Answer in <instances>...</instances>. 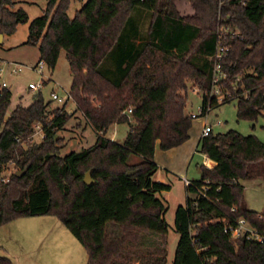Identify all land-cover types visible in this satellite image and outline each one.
<instances>
[{"label":"trees","instance_id":"1","mask_svg":"<svg viewBox=\"0 0 264 264\" xmlns=\"http://www.w3.org/2000/svg\"><path fill=\"white\" fill-rule=\"evenodd\" d=\"M86 0L69 17V0H46L28 24L25 43L38 44L53 67L61 48L72 73L70 97L96 132L92 144L59 152L57 131L71 112L51 106L40 90L11 110V90L0 85V225L21 216L51 214L79 240L86 264H167L165 244L169 184L152 178L155 141L166 149L189 136L188 90L201 94L199 115L214 88L237 98L238 118L264 116V0ZM14 0H0V32L28 21ZM228 25L230 48L221 61L225 77L213 80L214 45ZM138 118L122 142L105 136L114 123ZM42 132L33 142L36 124ZM197 149L214 161L199 163V178L186 184V200L174 211L178 233L171 264H264V240L232 237L225 224L239 216L264 229V208H249L240 181L264 170V140L229 128L201 136ZM15 169L3 180L8 163ZM27 167L17 176L16 170ZM91 170L95 180L85 184ZM129 171V172H128ZM234 206V209L232 207ZM0 264H14L0 244Z\"/></svg>","mask_w":264,"mask_h":264},{"label":"rangeland","instance_id":"2","mask_svg":"<svg viewBox=\"0 0 264 264\" xmlns=\"http://www.w3.org/2000/svg\"><path fill=\"white\" fill-rule=\"evenodd\" d=\"M86 0H69L66 12L69 17H73L76 9L80 8ZM176 6L181 14L192 12V7L188 0H176ZM23 8L28 14V21L19 23L14 32L5 33V37L0 41V61L13 60L23 63L25 66L18 72H10L6 70L1 79H3L11 90L10 106L16 103L29 104L37 91L28 88V82L37 81L41 75L33 68L34 63L38 60V44L25 43L28 35V24L34 17L42 14L46 7V0H14L10 5L12 10ZM2 33V32H1ZM2 38V37H1ZM44 84L40 89L44 100L51 99V106L62 105L67 111L71 112L69 119L62 128L57 131L59 140V152L65 154L71 150H79L92 144L96 137L93 127L87 122L82 113L76 109L74 100L69 97L63 100L51 98V91L55 90L59 95H64L69 90L72 73L66 58L64 48L60 49L57 61L51 68L47 64L43 69ZM219 92L216 91L215 99L211 103L218 102ZM237 98L228 101L218 102L210 106L205 114L199 115L201 94L197 88L189 89L187 95L186 109L189 112L197 113L196 117H192L191 126L196 129L199 127V121H207L212 124V133L222 132L229 128L236 129L241 133H254L260 139L264 140V116L259 114L256 119L238 118L236 114ZM219 119L220 123L215 121ZM201 126V127H202ZM130 128L127 121L111 124L105 136L122 142ZM42 137L39 126H35L32 135V141L38 142ZM205 156L198 150L195 154L191 167L196 162L204 163ZM205 164V163H204ZM16 167L13 163H8L4 173L8 175ZM258 178L260 180H257ZM255 178L241 179L245 185L244 198L249 206L253 209L264 208V190L259 187L264 185V170ZM259 185V186H258ZM167 210L165 218L168 222V239L165 244L167 264H171L178 233L174 229V211L173 203L169 206L167 202ZM45 221L41 223L43 228H39L35 237L43 238L44 243H33L30 235L23 231H16L10 234L6 229L9 225L19 223V219H13L5 226H0V243L6 247L4 251L9 255L14 263L21 264H86L87 253L72 234V232L62 223L55 215H42ZM3 247V248H5ZM4 250V249H3ZM43 253H40V251ZM32 259L34 262H29Z\"/></svg>","mask_w":264,"mask_h":264},{"label":"crops","instance_id":"3","mask_svg":"<svg viewBox=\"0 0 264 264\" xmlns=\"http://www.w3.org/2000/svg\"><path fill=\"white\" fill-rule=\"evenodd\" d=\"M4 37H5V33H2L1 39H3ZM14 106L9 105L8 109L11 110ZM186 111L189 112V110L187 109ZM201 126H202L201 121H199V127L197 129L191 126L189 128V136L187 139H185L183 142H181L178 145L166 149L160 147L158 139L155 141L153 158L157 163L158 167L153 173L152 178L154 180L162 181L169 184V188L161 192V196L167 200L169 206L171 205V203H173L176 208L178 204H184L187 196L186 188H185L186 187L185 180L190 181L199 178L200 176V168L198 162H196L195 165H193L192 167L191 164L193 162L195 154L198 152L197 146L199 139L201 137L200 135V131L202 128ZM202 154L205 156L204 163L207 166H212L214 164V161L211 158H209L206 154L204 153ZM255 177L256 176H254L253 178ZM255 179L260 180L258 178ZM240 181L242 182V180ZM259 187H261L264 190V185ZM244 189H245V185H244ZM246 204L249 208H251L247 203V201ZM257 210H262V209H257ZM45 215H51V214H45ZM42 218L45 217H42V215L21 216L17 218L21 220L19 221V223H14L12 225H9V227H7L6 230L10 234L16 231H23L24 233L30 235L32 239H34L33 243L40 242L41 244V242L44 243L43 238L35 237V236H38L37 235L38 229L41 227L43 228V226H41V223H43L45 220ZM8 222L0 226H5L6 224H8ZM1 245L2 247H5L3 246V244ZM3 249L4 251H7L6 247ZM40 253H43V251L41 250ZM28 261L34 262L32 259H29ZM14 264H21V263L15 261Z\"/></svg>","mask_w":264,"mask_h":264},{"label":"built area","instance_id":"4","mask_svg":"<svg viewBox=\"0 0 264 264\" xmlns=\"http://www.w3.org/2000/svg\"><path fill=\"white\" fill-rule=\"evenodd\" d=\"M219 34H218V38L215 42L214 45V58L216 61L215 64V72L213 75V80L216 82L219 80L220 77H225V73L222 71L221 69V61L223 60V58L225 57V55L227 54L230 45L224 41V36L226 35V33L228 31H230V33H236L237 30H230V28L228 27V25L226 24H222L219 27ZM24 64L18 61H13V60H3L0 61V85L1 86H7V83L1 79L2 74L6 71L9 70L10 72H18L20 70H22L24 68ZM46 66V62L44 59H40L38 58V60L34 63L33 68L41 75V78L37 81H30L28 82V88L31 89L32 91H39L41 89V87L44 84V78H43V69ZM216 91L219 92V98H218V102L222 101L224 99V97L230 95V92L227 91L226 93L221 92L218 88V86H216L214 88V94H216ZM70 97V93L69 90L65 91L64 95H59L55 90L51 91V98L52 99H57V100H63L65 98H69ZM128 118H127V122L129 123L130 127H137L140 124V121L138 118L132 117L130 115L131 112V108L128 107L125 110ZM190 115L192 117H196L198 114L194 113V112H190ZM216 123H220V120L217 119L215 121ZM35 126H39V124L37 123ZM35 130V128H34ZM213 130L212 124L208 123L207 121H204L203 126L201 128L200 131V135L204 136L207 135L209 133H211ZM3 180H8V175L5 174V176L2 178ZM185 183H189L188 180H185ZM232 209H234V206L232 207ZM225 230H229L231 233V236L234 237H238V236H246L249 238H253L259 241H263L264 240V229L259 230L257 227L253 226L251 224V222L243 217V216H239L235 219L233 224L230 223H226Z\"/></svg>","mask_w":264,"mask_h":264},{"label":"water","instance_id":"5","mask_svg":"<svg viewBox=\"0 0 264 264\" xmlns=\"http://www.w3.org/2000/svg\"><path fill=\"white\" fill-rule=\"evenodd\" d=\"M1 37H2V33L0 32V41H1ZM26 168H27V167H24L23 169H20V170H16V171H15V175H17V176L22 175V174L25 172ZM91 170H92L91 168L88 169V170L84 173L83 178H82L83 182H84L85 184H87V185L92 184L93 182H95V180H94V179L92 178V176H91ZM128 172H129V171H128Z\"/></svg>","mask_w":264,"mask_h":264}]
</instances>
